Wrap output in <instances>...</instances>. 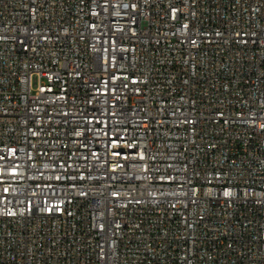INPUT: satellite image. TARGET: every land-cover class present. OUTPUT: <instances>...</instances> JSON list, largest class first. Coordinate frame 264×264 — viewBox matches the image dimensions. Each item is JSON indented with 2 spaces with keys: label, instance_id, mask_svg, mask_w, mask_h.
I'll list each match as a JSON object with an SVG mask.
<instances>
[{
  "label": "built area",
  "instance_id": "built-area-1",
  "mask_svg": "<svg viewBox=\"0 0 264 264\" xmlns=\"http://www.w3.org/2000/svg\"><path fill=\"white\" fill-rule=\"evenodd\" d=\"M0 264H264V0H0Z\"/></svg>",
  "mask_w": 264,
  "mask_h": 264
},
{
  "label": "rangeland",
  "instance_id": "rangeland-1",
  "mask_svg": "<svg viewBox=\"0 0 264 264\" xmlns=\"http://www.w3.org/2000/svg\"><path fill=\"white\" fill-rule=\"evenodd\" d=\"M36 84V79H34V85Z\"/></svg>",
  "mask_w": 264,
  "mask_h": 264
}]
</instances>
